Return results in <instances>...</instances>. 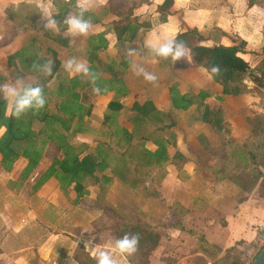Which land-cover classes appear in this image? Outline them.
I'll return each mask as SVG.
<instances>
[{"label":"trees","instance_id":"obj_1","mask_svg":"<svg viewBox=\"0 0 264 264\" xmlns=\"http://www.w3.org/2000/svg\"><path fill=\"white\" fill-rule=\"evenodd\" d=\"M150 1L108 0L97 13L85 12V18L90 17L92 25L100 24L104 27L103 31L88 36L85 51L78 55L79 59L88 64L92 72L98 74L97 86L102 90L99 95L93 94V85L87 77L69 75L65 83L59 81L51 85L62 62L57 53L53 52L52 76H46L33 69L32 64L38 58L41 63L47 60L35 50L34 38L28 39L21 49L7 56V66L14 73L11 76L12 80L34 78V81L29 83L42 85L46 98L43 109L38 112L29 111L20 119H16L7 115V102L0 97V174L6 177L8 189L20 190L51 146L55 154L47 168L32 185V192L39 190L50 179H54L62 192L74 193L76 203L89 194L88 184L107 185L111 180L109 170L110 174L117 177L123 185L135 189L146 180V178H137V174L145 177L148 167L162 166L167 161V146L175 141L176 136L171 132L169 139L154 138L152 141L156 147L154 151L145 148L143 143L134 144V140L138 138L145 141L147 138L141 136V132L153 124H164L157 128L160 133L171 130L176 125L173 117L176 112H184L196 106L201 110L199 120L209 125L220 139L218 151L220 158L213 167L207 168V171L211 172L217 180L229 178L245 191L258 189L260 197L264 198V174L260 170L258 160V149L264 148V125L259 129L263 135L254 136L253 142L243 143V151L236 154L231 150L233 146L231 123L225 119V112L221 107L211 108L204 104L209 97L206 91L199 90L193 95L181 94L177 84H173L166 89L169 103L167 109L158 108L152 100L140 103L142 95L138 94L136 101L129 109L131 116L126 121L130 126L129 129L119 121V114L125 108L121 100L129 94L123 75L131 65V60L122 54L119 60L110 59L107 64H103L100 54L110 46L112 48L119 46L123 49L126 43L135 39L139 31L150 28V22L135 15L136 9L149 4ZM75 2L76 0L64 3L61 0H53L52 4L56 7V12L52 15L57 21H62L71 13V7L75 5ZM255 3L259 5L262 1L248 0L250 7ZM172 5L173 0H164L157 6L156 13L162 23L167 22ZM74 11L76 14L78 9L75 8ZM107 15H112L114 19L107 25H103V19ZM31 28L39 32L42 38L56 44L58 48L71 52L72 45H69L71 38L65 35L66 26L58 24V32L34 26ZM175 37L184 41L189 49L187 56L191 66L204 69L212 81L220 87L221 95L237 97L254 93L259 98L257 105L264 111V61L254 68L250 67L245 41L234 38L229 45L214 43L207 46L204 45L207 39L195 29L186 30L176 34ZM176 62H173V65ZM213 67L219 68L218 74L211 72ZM247 82L252 84L251 88ZM110 93H113V99L107 102L108 111L102 120L107 128L104 135L110 139V142L97 143L93 152H89V146L85 143L72 144V140L78 135L91 131L88 122L95 107L94 98L105 97ZM261 116L264 119V113ZM166 120H169L168 124H165ZM35 124L41 126L39 130L34 128ZM255 128H252L251 135ZM138 150V157L135 158L133 151ZM262 155L264 158V150ZM134 158L137 160L133 166L131 160ZM131 171L134 177L129 176ZM134 219L135 221L131 223L120 222L116 232L113 233L114 239L125 233H138L139 250L132 256L134 258L129 257V261L134 264H149L152 252L158 247L159 235L155 227L145 220L136 217ZM189 233L195 235L193 232ZM197 237L202 243V236ZM202 246L215 250L213 246L205 242ZM87 257L86 261L77 259V263L96 264L91 256Z\"/></svg>","mask_w":264,"mask_h":264},{"label":"crops","instance_id":"obj_2","mask_svg":"<svg viewBox=\"0 0 264 264\" xmlns=\"http://www.w3.org/2000/svg\"><path fill=\"white\" fill-rule=\"evenodd\" d=\"M52 1H50L51 4ZM65 1L67 2V0ZM163 1L151 0L149 4L135 10V15L141 17L142 20L150 22L151 26L139 31L132 42L123 46L122 54L131 60V65L123 75L129 94L121 102L129 110L136 101L135 96L141 94L143 98L139 101L140 103L152 100L158 108L163 109L164 106L161 104L164 100H167V96L164 95V100L161 101L159 97H162L160 94L165 92L168 87L177 84L178 90H182L186 86L193 88L197 85V92L202 90L209 94L204 104L211 108L221 107L224 110L225 119L231 123L233 144H239L234 136L238 121L235 122L229 119L230 111L232 112L230 106L232 103H237L247 97L252 100L251 105L253 107H259L257 105L259 98L254 93L237 97L221 95L220 87L212 81L204 69L175 70L170 59L164 60L153 54L149 56L148 49L141 47L140 50L138 49V54L145 57L140 59V65L147 71L151 68L150 66H155L153 73L157 75L158 81L153 85L146 82L142 76L134 73L132 66L135 65V61L126 53L130 45L136 46L138 37H144L147 34L146 31L155 26L153 24L154 21L157 25L155 31H157L156 36L159 37V43L165 38L176 36V34L192 29L197 30L207 39L204 42V45L207 46H211L214 43L229 45L234 38H239L246 42V51L250 53L249 64L251 68H254L264 61V0L259 5L255 3L251 7L248 5V0H173L166 23H162L156 13L157 6L162 4ZM107 2L108 0H103L102 3L97 2V5L103 6ZM31 5L33 4H29L25 0H0V31L3 29L1 21L7 20L10 24L12 23L10 30L8 28L11 32V37H17L19 33L14 32L13 27V23L16 20L15 12H19L18 8H26ZM35 7L34 9H36ZM142 12L145 13L144 16H141ZM106 18L102 22L103 25H107L114 19L112 15H108ZM28 24L26 30L29 31L32 30V26L41 28L36 21L28 22ZM173 25L178 27L175 32L170 30ZM52 31L55 32V30ZM65 35L70 37L71 40L75 39L68 32ZM146 38V40L149 39V37ZM2 40L3 35L0 34V68L2 66L3 68L6 67L8 71L10 69L7 66V56L15 53L20 48L17 46V38L4 44ZM247 84L251 88L252 84L250 82H247ZM124 101L126 102L124 103ZM193 107L191 109H198L196 106ZM188 111L190 109L186 112L188 113ZM129 114L131 115V112ZM197 115L198 117H188L189 120L186 122L184 129L179 130L182 127L179 122H177V128L171 129L176 137L175 141L167 146L168 159L162 166L148 167L145 177L140 174L136 175L137 178H146L147 183L153 184L154 188L151 193L147 194L145 191L141 193L136 189L125 187L117 177L110 174V170L108 172L111 177L110 182L107 185L88 187L89 194L83 197L93 200V205L96 206L97 204L98 209L94 208V206L91 209L82 208L81 201L83 198L75 203L74 193L72 191H69L68 194L62 192L58 189L59 185L54 179L47 181L39 190L31 191L30 195L28 193L23 194L22 188L18 191H13L5 185L4 196H0V264H4V262L7 264H23L27 256L25 252L29 251L27 248H29L30 235L35 223H31L28 229H25L24 226L22 228L18 219L21 215H17L15 219L14 210L16 212L22 211L24 215L29 213L39 217L37 219L41 220H38V223H45L44 225L42 224L44 230L51 232L50 229L55 227V225L45 219L46 212L56 210L55 208L58 207L60 211L59 219L62 222H69V225L79 224L81 227V230L76 235H71L75 238V243L86 247L91 235H95L96 239L101 240L94 241L101 247L111 243V240L103 239L104 232L101 233V229L94 227L98 225L95 220L99 218L103 207H105L99 201L102 199L101 193L104 187L107 190L108 197L124 205L127 215L143 216L148 224L155 227V231L159 235V244L152 252L149 264H166L170 261L169 259H162L160 255V244L162 242L160 231L163 230L168 231L167 239L169 240L178 238L180 234L193 232L197 236H203L210 246L222 247L223 249L241 246L246 250L255 240L257 228L264 218V198L260 197L258 189H253L249 192L245 191L229 178L217 180L211 172L207 171V168L213 167L220 158L218 155L220 139L209 125L199 120L200 114L198 112L196 113ZM124 125L129 129L130 126L127 122ZM104 129L107 131L106 127ZM95 132L94 130L80 134L75 139H78L80 143L89 144L85 139L89 136H94ZM186 135L188 140H184ZM142 141L145 142L146 140L144 141L143 139ZM109 142L110 139L107 143ZM133 143H135V140ZM239 145L242 144L240 143ZM144 146L151 151L156 148L152 143ZM129 176L134 177L132 171ZM1 179L6 183V178L3 177ZM50 187L56 189L53 190ZM63 196H67L69 201L71 200L69 202L71 205L62 199L64 198ZM108 197L106 198L108 199ZM21 204L25 205V207L22 208ZM68 204L70 207L73 206L75 215L64 212ZM37 206H41V208ZM34 207L40 210H36ZM211 210L214 211L216 219L210 218L209 211ZM171 216L179 218L180 226L164 225V223H168L167 221ZM191 219L195 220L194 227L187 225V221H192ZM12 222L16 224L12 225ZM66 225L68 224L66 223ZM66 239L67 237L64 240L60 239V248H64ZM43 241L45 242V239ZM166 242L169 243L170 241ZM50 252V250L46 251L49 264H69L68 258H55ZM174 256L177 257L176 255ZM177 258L179 259L176 264H185L183 256ZM117 259L118 264H134L129 261V258L127 262L119 257ZM39 264H46V260L40 261Z\"/></svg>","mask_w":264,"mask_h":264},{"label":"rangeland","instance_id":"obj_3","mask_svg":"<svg viewBox=\"0 0 264 264\" xmlns=\"http://www.w3.org/2000/svg\"><path fill=\"white\" fill-rule=\"evenodd\" d=\"M24 1V0H22ZM26 2H29V4H33L31 6H36L34 9V7H26V8H18L19 12H15L16 15V20L13 23V27H14V32L19 33V35L17 37L12 38L11 37V32L10 30V26H12V23L10 24L7 20L1 21V25L3 26V29H1L0 34L3 35V44L9 41H12V39L17 38L16 42L18 43L17 46L21 49L27 42L28 39L30 38H34L33 42V46L35 48V50L40 54L46 57V59H51L52 53L56 52L58 57L60 58L62 65L64 63V61L66 59H68L69 57L72 56H76L79 59V56L81 53H83L84 48L86 47V41L88 36L92 35V34H96L98 32H101L104 30L103 26L98 24V25H93L92 29L90 30L89 34L85 37H75V39L73 38L72 41H74V43L72 44V49L71 52L68 53L66 51V49L63 48H58L56 46V44H54L53 42H51L48 39L42 38L40 33L35 31V30H26V26L29 25L28 22H34L36 21L38 26H40L41 28H45L44 25L46 24V20L42 18V14L40 13V9H39V3L40 0H25ZM51 0H47L48 4H49V9L51 11V13L53 14L54 12H56V7L51 4L50 2ZM62 3L66 2L65 0H61ZM103 0H88V2L86 3L85 7L87 9V11L89 12H95L97 13L98 10H100V8L102 7V5H97V2H101L102 3ZM262 1V0H261ZM68 2V0H67ZM35 4V5H34ZM37 4V5H36ZM75 8H77V2H75V5L71 7V14H75ZM78 9V8H77ZM145 13L142 12L141 16H144ZM108 16V15H107ZM106 16V17H107ZM103 19V22L107 19V18ZM141 18V17H140ZM142 19V18H141ZM153 24L155 25L152 29L146 31V35L144 37H138L137 41H136V46L134 45H130L127 49V53L126 55H130L134 61L135 64H141L140 59L145 57L144 55H139L138 54V49L140 50V48L143 45V41L146 40V37H149L148 40H150L152 43L154 44H159V37L156 36L157 35V25L156 22L153 21ZM9 28V30H8ZM183 29V28H181ZM172 32H175V30H178L177 25H173L172 29H170ZM86 39V40H85ZM16 47V45H15ZM144 48V47H143ZM121 47H114L112 48V46H110L109 49H107L105 52L100 54V59L102 60L103 64L104 63H108V61L110 59H115V60H119L120 56L122 55L121 53ZM123 52V50H122ZM249 55L247 56V59H250V53H248ZM148 55L152 56V53L148 51ZM153 58V57H152ZM151 68H149V72H154V65L150 66ZM175 70H180V71H187L188 69H192L193 67L190 64V59L188 56H186L185 58L177 61L174 65ZM10 69V68H9ZM13 70L10 69L7 71L6 67L3 68V66L0 68V84L3 83H9V82H15L12 80L11 76L13 75ZM69 76V73L65 72L63 70V67L60 68L59 72L57 73V75H55L54 77V81H52L51 85H55L56 83H58L59 81H61L62 83H65V80L67 79V77ZM30 81H34V78H28L26 80H24L25 83H29ZM197 85L193 88H190L189 86H186L185 88H182V90H179L180 93L182 94H196L197 93ZM167 96L166 91L161 93L159 97V100H164L163 96ZM138 94L135 96V99L137 98ZM2 97V96H0ZM143 98V97H142ZM94 103L96 108L94 110H92L90 118H89V124L88 127L91 128V132L92 131H96L94 136H89L87 137L85 140L87 142H89V144H87L89 146V152H93L94 151V146L96 144V142H104L107 143L108 142V137L106 135H104L105 131V126L102 122V118L103 116L107 113V108H106V104L109 100L113 99V93L108 94L105 97H95L94 98ZM264 100V99H263ZM126 101H124L125 103ZM252 100L247 97L241 99V101L239 100L237 103H232L230 106V109L232 110V112L230 111V115H229V119H232L233 121H238L236 124V130H235V139L238 141V143L240 144H246L249 142H253L252 140H254V136H259V135H263V133L259 130L260 128L263 127L264 125V119L261 116L264 111L261 110L259 107L256 106L253 107L252 105ZM162 106H164L165 109H167L169 107V103L167 102V100L163 101ZM194 108V107H191ZM190 111H188V113L186 111V113H183V111H178L179 113H175L174 114V119L176 121V125L174 126L175 128H177V122H179V125L182 126L181 128H179V130L184 129L186 122L189 120L188 117L189 116H194V117H198V115L196 116V113L198 112L200 114L199 109H191ZM189 110V109H188ZM197 111V112H196ZM129 110L127 108H124L120 114H119V121L122 122L123 124L128 120V118L131 116L129 114ZM236 112V113H235ZM263 112V113H262ZM191 114V115H190ZM236 115V116H234ZM169 120L165 121V124H168ZM164 124H153L151 127L143 130L141 132V136L147 138L145 142H143L141 139H136L134 144H139L142 143L148 144V143H152V141L154 140V138L156 137H162L163 139H169V134L172 132L171 130H165L163 132H159L157 130V128H160V126H162ZM260 125V127L258 126ZM40 125L39 124H35L34 128L36 130L40 129ZM255 128L254 133L251 135V130L252 128ZM251 135V136H250ZM184 140H188V136L186 135ZM232 144V142H230ZM72 144L74 145H78L80 144V141L78 139H73L72 140ZM86 144V143H85ZM92 144V145H90ZM239 144H233V146L231 147V150L234 151L236 154H240L243 150L242 145ZM258 160L260 163V170L262 171V173L264 174V158L262 155V152L264 150L263 147H260L258 149ZM138 152L139 150L133 151V156L136 158L138 157ZM55 154V150L54 148L51 146L48 148L47 153L44 155V158L42 159V161L40 162V164L38 165V167L33 171V173L31 174V176L29 177V180H27V182L24 184V186L22 187V193L26 194L28 193L29 195L31 194V187L32 185L35 183V181L37 180V178L44 172V170L47 168V166L49 165L52 157ZM221 154V153H219ZM119 155V152L117 153V156ZM133 159L131 160V164L134 166V163L136 162L137 159ZM134 161V162H133ZM2 175L0 174V196H4L3 195V191H4V186L7 185L6 183H4L5 181H2L1 177ZM6 178V177H4ZM146 180L143 184H139L137 186V188H135L137 191H140L141 193H143V191H145L147 194L151 193L154 186L152 183H147ZM89 187L92 186V184H88ZM87 185V186H88ZM125 186V185H124ZM126 187V186H125ZM128 187V186H127ZM52 187H50L51 189ZM58 188V186H57ZM144 188V190H142ZM53 190L56 188H52ZM59 189V188H58ZM142 190V191H141ZM107 190L104 187L102 189V199H100L99 201L101 202L100 204L104 205L105 207H103L102 209V214L99 216L98 219L95 220V222H97L98 225L94 226L96 229H101V233L104 232V238L105 240L109 239V240H113L114 239V235L113 233L116 232L117 230V226L120 222H126V223H131L132 221H135V217L137 219L140 220H144L143 216H137V215H127L126 209L125 207H123L124 205L120 202H118L117 200L108 197L107 196ZM59 193L61 194V191L59 190ZM69 192H67L68 194ZM92 193H94V191H92ZM65 194V195H67ZM70 195V194H69ZM20 196V195H19ZM68 196V195H67ZM67 196H63L66 202H71V200L69 201V198H67ZM108 197V199L106 198ZM71 198V197H70ZM93 201V200H92ZM91 200H89V198H83L82 202V208L85 209H91L93 205V202ZM70 204V203H69ZM66 206V209L64 210V212L69 213L71 215H75L74 213V208L73 206L70 207V205ZM22 205V206H21ZM20 206L22 208L25 207V205L21 204ZM58 205V204H57ZM56 205V206H57ZM39 208H41V206H37ZM7 208V207H6ZM39 208L34 207V209H38ZM94 208H97V204L96 206H94ZM56 210H51L50 212H46V216L45 219H47L48 221H50L52 224L55 225V227H52L50 230L51 232H48L46 230H44L42 224L44 225L45 223H38V220L41 219H37L39 217H36L34 215H30L29 213H27V215H24L22 211H17L14 210V214H15V219L17 215H21L18 219H19V223L25 227V229H28L29 226H31V223H35L34 227H32L31 231V240H30V244L28 245L29 248H27L29 251L25 252V254H27V256L25 257V263L23 264H39L40 261H44L46 260V264H49V261L47 260L48 256L46 255V251L50 250V254L53 255V257L55 256V258H68L69 259V264H76L77 263V259L78 260H83L86 261V259L88 258L87 256H91L90 255V251L88 250L87 247H84L82 244H77L75 243V238H73L74 235L77 234V232H79L81 230V227L79 224H74V225H69V222H66L68 225H66L65 222H62L59 219L60 216V211L57 208H55ZM63 212V211H62ZM209 215L211 219H216L215 218V213L213 210L209 211ZM26 216V218H25ZM190 219V218H189ZM192 221H187V225H191V226H195V220L191 219ZM13 221V220H12ZM161 222V220H160ZM163 222V221H162ZM168 223H164V225H173V226H180V221L179 218L174 216V217H169ZM18 223V222H17ZM16 224V223H15ZM14 222H12V225H15ZM95 224V223H94ZM161 224V223H160ZM42 228V229H41ZM1 232V230H0ZM94 232V231H92ZM29 233V231H28ZM168 231H160V234L162 236V242L160 244V255L162 259H169L170 264H176V261L179 259L177 257H182L184 258V263L185 264H230L233 262H238L240 264H243L244 262V257L246 256V252L248 250V252L253 255L254 252L257 251V247H248L246 250L244 248H242L241 246H235L232 248H227V249H223L222 247H217V246H213L215 250H213L212 248H205L204 246H202V244L205 242V239L202 236V243L201 240L197 237V235H190V234H186L184 233L183 235H179L178 238L174 239V240H169L167 239L168 237ZM93 234V233H92ZM73 235V236H71ZM78 235H80L78 233ZM85 235H87L85 233ZM201 236V235H199ZM67 237L66 239V243L64 244V248H60V239L62 238L64 240V238ZM43 239H45V242L43 241ZM96 241H101L100 239H96ZM166 241H170L169 243ZM180 254V255H179ZM174 255H176L177 257H175ZM92 257V256H91ZM134 258V257H130ZM4 264H7L6 262H4ZM78 264V263H77ZM167 264V263H166Z\"/></svg>","mask_w":264,"mask_h":264},{"label":"clouds","instance_id":"obj_4","mask_svg":"<svg viewBox=\"0 0 264 264\" xmlns=\"http://www.w3.org/2000/svg\"><path fill=\"white\" fill-rule=\"evenodd\" d=\"M88 0H78L76 14L69 13L63 18L62 21H57L52 15L47 0H40L39 9L42 14V18L46 20L44 25L45 29H51L59 31L58 24L66 26L67 32L73 37H85L92 29L91 18H85V12L87 11L85 5ZM74 41L70 40L71 46ZM142 47L147 48L153 55L167 60L171 59L173 62L179 61L185 58L189 49L182 40H178L175 36L165 38L159 44H154L149 40H144ZM33 69L46 75H53L54 61L48 59L41 61L39 58L33 62ZM63 70L69 75L87 77L89 82L93 85V94L99 95L101 88L97 86V80L99 76L97 73L92 72L88 64L78 59L76 56L69 57L62 65ZM136 75L142 76L143 79L155 85L158 81V77L155 73L147 71L142 65L135 64L132 66ZM211 72L218 74L219 68L213 67ZM0 96L7 102L8 111L7 115H10L16 119H20L29 111L38 112L44 108L46 104V98L44 95L43 86L39 83H25L23 79H16L15 82L0 84ZM95 235H91L86 247L90 251V255L95 260L96 264H118V259L122 258L127 262L129 257L134 256L139 250L140 236L138 233H125L123 236L115 238L111 243L101 247L95 243Z\"/></svg>","mask_w":264,"mask_h":264},{"label":"built area","instance_id":"obj_5","mask_svg":"<svg viewBox=\"0 0 264 264\" xmlns=\"http://www.w3.org/2000/svg\"><path fill=\"white\" fill-rule=\"evenodd\" d=\"M263 246H264V218L261 224L257 228V234L255 237V240L249 246L250 248L257 247V251L254 252L253 255H251L247 250L246 256L244 257L243 264H251L253 260L256 258V256L259 254ZM178 264H181V263H178Z\"/></svg>","mask_w":264,"mask_h":264},{"label":"water","instance_id":"obj_6","mask_svg":"<svg viewBox=\"0 0 264 264\" xmlns=\"http://www.w3.org/2000/svg\"><path fill=\"white\" fill-rule=\"evenodd\" d=\"M251 264H264V246Z\"/></svg>","mask_w":264,"mask_h":264}]
</instances>
